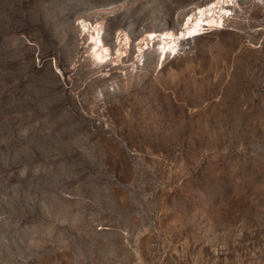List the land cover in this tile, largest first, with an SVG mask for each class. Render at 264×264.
Here are the masks:
<instances>
[{
	"label": "rangeland",
	"instance_id": "1",
	"mask_svg": "<svg viewBox=\"0 0 264 264\" xmlns=\"http://www.w3.org/2000/svg\"><path fill=\"white\" fill-rule=\"evenodd\" d=\"M0 264H264V0H0Z\"/></svg>",
	"mask_w": 264,
	"mask_h": 264
},
{
	"label": "bare ground",
	"instance_id": "2",
	"mask_svg": "<svg viewBox=\"0 0 264 264\" xmlns=\"http://www.w3.org/2000/svg\"><path fill=\"white\" fill-rule=\"evenodd\" d=\"M221 12V11H220ZM218 13L216 15L212 14L210 17H207L205 20L199 17L193 18V14H188V19L185 20L184 23V30L180 35V37L184 39H189L192 37H195L203 32L205 26H214L219 25L222 21V15L221 13ZM203 10L200 9L198 14H202ZM172 32L165 33L163 39L166 38L170 39L169 42L166 41L165 44H163V47L161 48L160 56L159 58L163 60L166 56V54L170 55H176L177 53V42L175 39H172ZM150 38H154L155 36L153 34L149 35ZM101 44L102 42L99 41V44L96 43L94 50L96 51L95 56L98 61H103L104 58H106V54H104L103 50H101ZM105 49V48H104ZM99 50H101L99 52ZM108 54V53H107Z\"/></svg>",
	"mask_w": 264,
	"mask_h": 264
}]
</instances>
